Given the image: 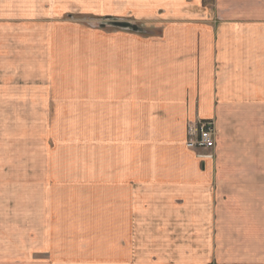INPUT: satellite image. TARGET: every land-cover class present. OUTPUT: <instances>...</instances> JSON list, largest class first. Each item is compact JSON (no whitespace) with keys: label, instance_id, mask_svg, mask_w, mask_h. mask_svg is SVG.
I'll return each mask as SVG.
<instances>
[{"label":"rangeland","instance_id":"1","mask_svg":"<svg viewBox=\"0 0 264 264\" xmlns=\"http://www.w3.org/2000/svg\"><path fill=\"white\" fill-rule=\"evenodd\" d=\"M161 1L0 0V264H146L182 243L207 255L213 241L234 254L264 253V201H249L264 186L212 187L218 214H235L218 218L217 234L164 223L140 201L144 186H117L113 149L99 146L84 120V55L90 49L92 61L99 34H149L159 19L214 6Z\"/></svg>","mask_w":264,"mask_h":264},{"label":"crops","instance_id":"2","mask_svg":"<svg viewBox=\"0 0 264 264\" xmlns=\"http://www.w3.org/2000/svg\"><path fill=\"white\" fill-rule=\"evenodd\" d=\"M174 1L161 2L172 8ZM213 1L197 17L159 19L157 32L99 34L92 61L90 49L84 55L82 97L98 145L113 149L117 186H144L140 201L151 213L157 207L164 223L192 232L207 225L217 234L218 218L227 223L235 214H218L212 187L264 186V1ZM196 118L215 124V161L185 148L187 124ZM190 248H161L145 263L264 264V253L234 254L215 241L207 255Z\"/></svg>","mask_w":264,"mask_h":264},{"label":"built area","instance_id":"3","mask_svg":"<svg viewBox=\"0 0 264 264\" xmlns=\"http://www.w3.org/2000/svg\"><path fill=\"white\" fill-rule=\"evenodd\" d=\"M215 137L214 122L196 118L187 124L185 148L195 153L201 160L211 159V152L215 148Z\"/></svg>","mask_w":264,"mask_h":264},{"label":"water","instance_id":"4","mask_svg":"<svg viewBox=\"0 0 264 264\" xmlns=\"http://www.w3.org/2000/svg\"><path fill=\"white\" fill-rule=\"evenodd\" d=\"M115 26L121 27L122 29H131L133 32H137L138 28L135 25L123 24V23H114Z\"/></svg>","mask_w":264,"mask_h":264}]
</instances>
